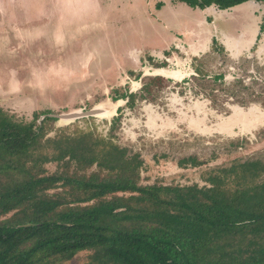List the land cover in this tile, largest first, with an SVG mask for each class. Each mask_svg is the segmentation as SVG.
<instances>
[{"label": "rangeland", "instance_id": "374dc122", "mask_svg": "<svg viewBox=\"0 0 264 264\" xmlns=\"http://www.w3.org/2000/svg\"><path fill=\"white\" fill-rule=\"evenodd\" d=\"M183 4L175 0H0V114L28 122L35 112L58 114L102 106L108 111L103 116L47 121L45 136L89 129L138 152L143 161L142 183L188 186L221 179L228 193L239 189L245 196L251 189L250 198H264V70L248 68L258 79L250 85L263 95L247 106L235 101L214 106L209 98L174 84L189 71L193 55L207 52L197 56L202 57L197 61L202 70L197 64V71L223 70L227 80L230 73H237L234 63L217 56L221 49L213 42L220 28L234 27L233 21H219L224 16L213 7L199 10ZM262 8L248 2L227 15L235 17L242 34L247 21L256 19L255 13L261 15ZM173 43L171 55L163 56L162 51ZM258 55L263 62L264 36ZM164 58L167 65L156 68ZM161 69L164 74L159 76L172 82H150V92L140 95L135 75L141 71L153 76ZM199 83L193 78L189 82ZM127 87L137 93L133 106L110 95ZM43 115L38 123L45 119ZM113 117H119L114 124ZM184 156H195L202 163L177 165ZM231 163L235 167L229 168ZM217 166L221 169L210 171ZM46 167L52 171L55 164ZM84 257L81 253L68 264H82Z\"/></svg>", "mask_w": 264, "mask_h": 264}, {"label": "trees", "instance_id": "16d2710c", "mask_svg": "<svg viewBox=\"0 0 264 264\" xmlns=\"http://www.w3.org/2000/svg\"><path fill=\"white\" fill-rule=\"evenodd\" d=\"M180 1L227 9L251 0ZM136 95L116 89L112 99L133 106ZM48 113L28 122L0 114V264H68L81 253L82 264H264L262 195L228 193L221 179L142 183L138 152L89 129L46 137L54 118H37Z\"/></svg>", "mask_w": 264, "mask_h": 264}, {"label": "flooded vegetation", "instance_id": "af4514ba", "mask_svg": "<svg viewBox=\"0 0 264 264\" xmlns=\"http://www.w3.org/2000/svg\"><path fill=\"white\" fill-rule=\"evenodd\" d=\"M175 1L177 2L179 1L183 3V1L180 0H175ZM249 2H254L260 4L261 6H264V2H255L252 0ZM161 5L162 4L158 2L156 3L155 7L159 9ZM236 6L227 9H218L216 6L213 5L204 8H196L189 6L193 9H199V10H204L205 8L213 7L218 11L219 16L222 17V14L224 16L222 17L223 19L219 18V21L223 20V22H225L226 20V22L228 23L232 20L233 22L230 23H234V27L237 28L235 30V28L232 27L229 28L228 31L225 28H222L223 30L220 28L221 31L219 32L220 34L219 38L216 35H215L216 39L213 37V42L216 43V45L219 46L221 49V52L217 56L218 57L221 56V58L230 60L232 63L235 64L234 66L237 69V73H232V74L230 73L231 79L229 80L226 79L228 77L225 76L223 70L214 73H208V72L201 73L197 71L196 66L201 65L198 64L197 61L200 58H202V57L198 58L197 56L202 55L203 54L202 53L199 55H195L196 57L194 55L192 56L194 57L195 61L192 62L191 60V63H188L189 71L185 74V76L183 75L184 77L182 76L180 77V79L178 78V80L174 82V84L179 85V87H182L184 91L185 90L192 91L197 96L202 95L209 98L211 105L214 106H220V105L222 106L223 102H228V101H235V103H237L238 105L247 106L251 103L258 102L255 101V99L259 98L257 95H259L260 93L262 94V92L260 93H258L259 91L256 92L254 87L250 85L249 82L255 83L258 79L255 75H251L252 72L250 73L249 69L252 66L255 69V71H259V69L264 70V60L262 62L258 59L260 57L258 55V44L261 40H263V36H264V16H263L264 8L261 9L262 11L261 15H257V13L255 14L253 13L256 19L252 17L251 21L248 20L247 23L245 24L246 27L244 28V33L241 34V32L238 31L239 27H237V23H235V17H231L227 15L231 10L236 8ZM220 12H224V13H220ZM215 22L217 21L215 20ZM224 25L226 26V24ZM226 42L228 44L231 43V45L230 44H229L230 46L227 45ZM171 46L172 47L167 48L168 50L166 49L162 51L163 56L171 55V52H173V49L175 48V43H173ZM231 48H234L236 52L232 53L230 51ZM207 54L208 52L203 55H207ZM167 63H168L167 59L164 58L160 61V63L156 64L155 67L164 68L167 65ZM198 68L202 70V65L199 66ZM128 73L131 75L133 74L131 71ZM237 74H241V75H237ZM243 74L245 75L242 77ZM134 78H136L137 80L139 79L140 81L139 92H138L140 95H142V92H145L142 90V88L146 82H149V87L151 85L150 82L156 80L166 79L167 81L172 82L170 78H164L161 76H152L147 72L142 73L141 71L138 72ZM192 78L197 79L200 83L197 86L190 85L191 83L189 84V82L191 81ZM124 90H126L129 93L131 92L137 94L135 91H131L128 87L125 88ZM114 91L115 89L111 91L110 94L111 98L114 95ZM123 99L126 102V98ZM261 104L264 105V101H261Z\"/></svg>", "mask_w": 264, "mask_h": 264}, {"label": "water", "instance_id": "95a60500", "mask_svg": "<svg viewBox=\"0 0 264 264\" xmlns=\"http://www.w3.org/2000/svg\"><path fill=\"white\" fill-rule=\"evenodd\" d=\"M151 74H154L153 76H159V75L162 76L164 74V71L163 69H161ZM107 112H108L107 109H105L102 106H94L87 110L75 109V110H69L67 112H62L58 114H45L42 117L49 116V117H53V118L59 119L64 122H71L78 118H83V117H97L101 115L103 116L107 114Z\"/></svg>", "mask_w": 264, "mask_h": 264}, {"label": "crops", "instance_id": "0c3cea01", "mask_svg": "<svg viewBox=\"0 0 264 264\" xmlns=\"http://www.w3.org/2000/svg\"><path fill=\"white\" fill-rule=\"evenodd\" d=\"M248 2H249V1H248ZM248 2H245V3L239 4V5L236 6V8H237V7H240V6L244 5V4H246V3H248ZM180 3H182V2H180ZM182 4H183V3H182ZM183 5H185V4H183ZM186 6H187V5H186ZM187 7H188L189 9H192V8L189 7V6H187ZM158 22H159V21H158Z\"/></svg>", "mask_w": 264, "mask_h": 264}]
</instances>
